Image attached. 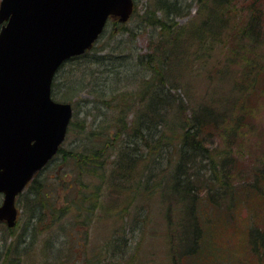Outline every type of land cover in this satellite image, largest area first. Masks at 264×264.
I'll return each instance as SVG.
<instances>
[{"label":"trees","instance_id":"1","mask_svg":"<svg viewBox=\"0 0 264 264\" xmlns=\"http://www.w3.org/2000/svg\"><path fill=\"white\" fill-rule=\"evenodd\" d=\"M151 1L152 2L148 4V7L144 12V15L141 17V19L146 18V24L150 25L149 28H151L148 35L149 45L152 41H157L155 45H152V47L149 48L148 52H139L135 55L127 56L123 52V48H120L116 51L119 53H115L112 50L111 40L116 36L117 32L120 31L117 34H121L130 28L127 23L130 19L123 24L117 20H111L108 25H111L113 31L110 33L111 36L109 39H106V36L105 38L103 37L106 31L105 28L103 34L95 41V44L91 49L83 52V55L73 56L68 59L62 63V66L55 73L51 88L52 95L59 96V101L70 102L73 109L72 102L74 101V97H77L79 92L86 90L87 93H90L92 96V99L87 98L88 102L86 105H90L93 109L97 106H102L105 111L101 114L94 113L92 116H88V119L81 118L83 123L78 126V130L81 131L83 135V141H88L90 143L87 149L74 150V147L81 143L79 140L80 138H77L75 145L70 149L64 151L65 148L62 146L59 147L55 157L49 164L53 163L56 157L61 155L60 153L63 154L62 162L65 165L69 164L71 161L74 165L73 170L75 171L76 177L73 182H69L67 187L71 188L78 186L81 179H83L84 176L87 177L88 184H83L82 188L85 189L92 187V191L86 193L85 190L82 191L79 188L76 189H79V196L83 197L84 201H87V204L85 203L86 212L98 210V205L102 202L101 180L103 176L99 177L96 172L100 170L95 164L91 163L89 159L92 156H98L99 153L111 157L113 147L116 143L112 139L113 135L119 136L122 134L126 141L123 142L121 148L115 153L114 158L110 159V167L116 171L114 167L117 162H119V158L123 155L124 150L127 148L130 150L133 146L135 149L136 144L134 142L140 140L142 136H144L148 145L144 146L141 152H146L147 148H150L153 152L151 156H148L150 158L143 162L138 161L135 163L129 181L123 180L122 182H116V180L113 179L111 184L112 187L108 190L110 197L105 198L104 200L106 201V205H112V203L115 204L120 200L119 195H121L123 190L130 188V186L133 188H137L138 186L142 188L143 186L140 184V181L142 180L144 183V181L151 179L152 176L147 177L148 175H153L155 171H160L161 169H158V165H160L162 161H167L166 163L176 162L171 168L169 166H166V169L164 168V171L167 170V182L171 183V193H176V202L179 204L176 215H184L188 224L190 223L189 220L191 218L195 223L196 229L191 235H189V232H185L182 229L179 231L175 220L170 222L172 219L168 216V224L170 225L174 223L173 227L176 229H169V231L166 232L167 255L169 256L171 264H185L184 258L196 254L198 249L196 245L200 243L202 244V235H200L201 227L196 222L199 221L198 218L200 215L198 210L196 212L194 211V206L195 208L197 206V204H195L196 201L200 202L201 199L204 198L209 204H211L210 206H214V209H218L224 200L229 199L230 196L238 195L239 192L241 195L238 196V198L245 200L247 197H251V194L254 192L253 187H258V183L264 181V179L258 175L257 171L253 172L255 178H252V183L248 182V178L251 176L247 178L245 175H240L238 171L237 175L239 174V176L234 179L231 177V171L229 173V165H232V159H234L232 158L230 151L231 149L233 150L232 142L230 143L220 131L224 129V132L227 131L229 134L231 129H229L227 122L231 121V128L238 126L240 120L237 113L231 112L234 111L233 105L235 100L231 103L229 102L233 97L229 96L226 98L224 96V98L222 97L221 92L212 90L214 84L217 88H221V85L216 83L218 78H211L210 76L212 69L211 65L213 66V64L207 65L211 58H213L212 53L215 46L218 44L217 42H219L222 37L221 34L223 29L226 27L225 33H227L229 27L232 28V26L234 27V25H236V31L234 32L236 33V38L244 37L248 38L249 41L251 38L255 43L251 45L252 49L259 48L260 39L263 40L262 27L264 24H261V21L264 20V4H262L264 0ZM193 6H196L194 13L195 16H193L195 19L186 24L187 26L184 24L182 26H177L175 19L182 15V11H184L185 14H190ZM133 7H135V4ZM156 13L159 15H156ZM242 18H244L243 21ZM237 19V23H234V20ZM170 22L171 25H169ZM192 25H194V28L196 27V30L190 27ZM154 32L157 33L154 35L152 34ZM182 32L196 41H198L197 36L204 38V41L201 43L199 42L197 47L195 45L193 51L190 52L189 59L196 62L197 68L194 67L193 63L188 66L192 76L199 75L206 70L208 71L207 84L211 83L212 85L210 84L207 86L205 91L200 94H198L197 90L194 88L196 76L193 77L195 81L194 83L186 81L185 84H174L170 82L173 73H175L170 70L171 62L173 61L176 63L178 59L183 58V52H187V49H185V46L181 48L178 44L170 43L169 38L171 35H177L178 38H181L183 41L185 36L181 37L179 35V33ZM119 37L121 38L122 36ZM118 47H120V44ZM261 54L257 51L256 53L247 56L241 49L239 51L236 49L231 50L230 53L228 51L227 57L235 58L234 63H237L238 61V64L240 65L239 60L244 59L243 70L234 73V82L232 83L240 85L243 81L241 79L239 80L238 77L235 79L237 74H244L250 82L252 80H259L257 79L256 72L259 71V61L262 59ZM124 55H126V59L130 60V62L136 61L144 63L143 65H137L135 62L134 65L129 66L128 64L127 66L130 70L133 67L135 69L141 67L140 72L135 74L140 75L141 73L139 78H132L134 75L128 77V80L130 78L131 80H135L133 82L136 83L138 87V99L133 102V104H139L142 106L139 110L140 113L138 117H136L137 119L134 121L132 119L130 120L126 114V101L121 97V93L117 95L114 89L109 87L113 84L111 80L107 84L110 75L119 74L120 68H124L120 67L121 65L125 66ZM242 55L244 57H242ZM117 69H119V73H116L117 71L115 70ZM104 71H107V73ZM102 73L104 76L101 75ZM107 74H109V76ZM124 84L126 83L124 82ZM124 84L123 81L122 83H118L119 91ZM191 85L193 87H191ZM176 89L179 91L177 93L179 95L178 97L173 95V92ZM166 91L168 94L170 93V97L164 94ZM146 96L148 97L146 98ZM53 98L55 99V97ZM175 98H178V100ZM78 102H80V99ZM96 102L99 103L96 105ZM221 104L222 107L220 110L219 106ZM113 109L119 110V112L116 113ZM86 112L87 115H89L88 110H86ZM76 114L77 112L74 109V119ZM74 119L72 120L71 118L67 129L68 132L74 124ZM86 119L88 121H86ZM153 119H156V121L152 125L148 120ZM177 121H179L180 124L175 125ZM186 121H188L187 124ZM213 126L219 128L216 134L218 140L221 138L222 140L224 139L226 142L224 145L218 146L217 140L212 139V137L209 136L214 130V128L212 129ZM121 129L123 131L118 133ZM202 136L209 137L203 138ZM234 138L235 137H232V139ZM134 149H132V151ZM140 165L144 167L141 168ZM209 170H212L213 172L210 178L206 175ZM41 172L42 171L36 173L33 176L32 181L27 184L26 189L28 192L26 191V194L24 193L22 199L24 200L23 205L29 203L27 197H30L32 200L36 198L40 199L45 208L48 209V211L50 210L54 216L56 213L53 206H57L60 199H58L57 196L56 198H52L50 196L51 191L45 188L44 181H38L37 176L40 175ZM189 176L190 178L193 177L200 181L199 184H194L189 181V183H187L186 181ZM213 180L219 182V186L216 188L218 197H215V194L217 193L213 190ZM261 193L264 195V189ZM231 203L232 201L230 202V205ZM76 204L79 213L83 209L80 204ZM168 209L170 215L174 210L169 204ZM187 210L189 211V216L185 213ZM64 215L54 217L51 224L55 225L57 220ZM46 219L50 220L49 215H46ZM183 226L186 227L184 224ZM6 232L7 235L10 236L14 230L6 227ZM248 235L249 245L254 249L257 246V240L254 239L253 233H249ZM124 236V240L114 237L115 240L112 243H104L103 247H100L98 250L99 253L101 250L102 252H107V250L113 247V243L114 245L116 244L114 248H111V258L105 257L101 259L100 256L97 257L96 254L93 253L90 259H86L85 253V258L82 259V261L86 262V264H133L134 255L133 253H129L127 248L128 239L126 236L128 235L124 233ZM69 237H74V231L68 232L66 238ZM51 238L49 237V239ZM85 239L86 237L83 238L84 241ZM84 241H82L83 245L85 243ZM207 245L210 244L207 243ZM262 245L264 246V241L262 242ZM262 245L259 244L258 248L259 251L264 253V247ZM121 246H124V248H119ZM26 247H28V245L23 247V252H26ZM12 248L13 245L8 246L6 249V256L0 254V264L4 262H22L20 255L14 256L13 254H10V251L13 250ZM81 248L82 245L77 249V252H79ZM252 252L251 254H256L254 251ZM70 255L73 257L72 254ZM69 257V255L65 256L59 253L56 254L48 264H63V262L67 261ZM73 258L75 259L77 256H74ZM77 260L81 259L78 257ZM83 262L81 264H83ZM43 264L47 263L44 262Z\"/></svg>","mask_w":264,"mask_h":264},{"label":"rangeland","instance_id":"2","mask_svg":"<svg viewBox=\"0 0 264 264\" xmlns=\"http://www.w3.org/2000/svg\"><path fill=\"white\" fill-rule=\"evenodd\" d=\"M151 2V0H134L136 9L134 7V13L127 22L129 27H133L136 32V37L132 39V42L129 40L127 41L130 42L132 50L134 51L133 55L137 52H148L149 48L157 43V41H152L149 45L148 35L151 28H149L150 25L146 24V22L144 23L141 19L148 7V4ZM262 4H264V2ZM195 10L196 6H193L190 14H185V12L182 11V15L175 19L177 26H182L183 24L186 25L191 20H194L195 18L193 16H195ZM156 15L159 14L156 13ZM243 20L244 18H242V21ZM237 21L238 19L234 20V23H237ZM230 24L233 25L232 23ZM261 24H264V20L261 21ZM235 26L236 25H234V27L232 26V28L229 27L227 33H225L227 27L223 29L221 34L222 37L219 42H217L218 44L215 46L212 53V61L210 60L207 65L213 64V66L211 65L212 69L210 76L211 78H218L216 83L221 85V88H217L214 84L212 90L221 92L222 97H233V99L229 102L231 103L235 100L233 105L234 111L231 112L237 113L240 120L238 122V126L231 128V121L227 122L229 129H231L229 134L227 131L224 132V129L220 131V133H222L230 143L232 142L233 150L227 146L231 149V155L232 158H234L232 159L231 169H235L234 171L236 172L239 171L240 175H245L247 178L251 176L248 178V182L252 183V178H255L253 173L255 171H257L258 175L264 179V25L262 27L263 40L260 39L259 48L257 49H252L251 45L255 43L251 40V38L250 41L248 38L244 37H239L238 39L236 38V33H234L236 31ZM105 30L106 31L103 37L105 38L106 36V39H109L111 36L110 33L113 31L111 25H108ZM117 33L111 40L112 50L115 53H119L116 51L125 46V41H122L119 37L121 34ZM156 33L157 32H154L152 34L155 35ZM179 35L181 37L185 36V39L182 41L177 35H171L169 42L178 44L181 48L185 46L187 52H183L184 57L178 59L176 63L173 61L171 62L170 70L175 73H173V77L172 80L170 79V82L174 84H185L186 81L194 83L195 81L193 77L196 76L194 88L197 90L198 94L203 93L208 83V71L206 70L199 75L192 76L188 66L193 63L194 67L197 68L196 62L189 59L190 52L193 51L195 45L197 47L199 42H203L204 38L197 36L198 41H196L191 37H188L184 32L179 33ZM119 44L120 47H118ZM234 49L237 51L241 49L247 56L252 53H256L257 51H259L260 54L262 53V59L259 61L258 67L260 72H256L257 79L259 80H252L250 82L244 74H237L235 79L238 77L239 80L241 79L243 81L240 85L232 83L234 82V73H238L239 70H243L242 67L244 61V59H240L239 65L238 61L237 63H234L235 58H231L229 56L227 57L228 51L230 53V51ZM123 57H125V66L121 65L120 67L124 68H120V73L119 69L115 70L117 71L116 73L119 74H112L110 76L107 74L109 76L107 84L111 80L113 84L109 87L114 89L117 95L121 93V97L126 101V114L130 120L132 119L134 121L137 119L136 117H138L140 113L139 110L142 106L139 104H133V102L138 99V87L137 84L133 82L135 80H131V78L128 80V77L130 75H134L132 78H139L141 73L140 75L135 74L140 72L141 67L136 69L133 67L130 70L127 68L128 64L129 66H132L136 61L130 62V60L126 59V55ZM242 57L244 56L242 55ZM136 63L137 65L144 64L141 62ZM105 73H107V71ZM101 75H103V73ZM122 81L123 84L124 82L126 83L124 84L126 87L122 85V88L119 91L118 83H122ZM191 87L193 86L191 85ZM175 91L179 92L178 89ZM52 96L55 97V99H58L59 97L57 95ZM147 97L148 96H146V98ZM87 98L92 99V96L90 93H87L86 90L79 92L78 96L74 97V101L72 102L73 112L75 109L77 114L75 119L72 115L74 124L71 126L69 132L67 131V136L63 142V148H65L64 151L73 147L77 138H80L79 140L81 143L74 147L75 151L87 149L88 145H90L88 141V143L83 141V135L81 131L78 130V126L83 123L81 118H87L88 116H92L96 113L90 105H86L88 102ZM79 99L80 102H78ZM98 103L99 102H96L95 104L97 105ZM227 106L229 107L228 104ZM221 107L222 104L219 106L220 110ZM86 110H88L89 115H87ZM113 110L116 113L119 112V110ZM87 119L86 121H88ZM213 128L214 130L211 134H209V136H211L212 139L217 140L218 146L224 145L226 143L224 139L222 140L221 138L218 140V136L216 134L219 128L214 126L212 129ZM231 136L235 138L232 139ZM202 137L204 138L206 136ZM123 140L124 139H120V141H116L111 157L106 155L109 163L110 159L114 158L115 153H117L118 149L121 148L124 142ZM60 154L61 155L57 156L53 163L49 164L48 167L37 176L38 181L41 182L43 180L44 182H42L44 183L45 188L51 191L50 196L52 198H56L57 196V198L60 199L59 204L57 206H53L56 215L53 216L51 214L49 216L50 220L43 218L41 221L36 222L35 229L33 230V234L31 236V238H33L30 240L31 242H22L20 241L18 235H21L20 237L22 238L23 235H25V232L28 231H23L25 219L22 218L24 210L22 207L23 203L20 201L21 203H19L18 208L20 214H18L17 225L13 228L14 239L10 241V239L7 238V233H5L6 231L3 232V235L0 234V254H2V256H6V249L9 245H13V250L10 251V254H13L14 256L20 255L22 258V264H33L37 258L40 260L39 263L43 264L45 256L48 258L47 254H45L48 250L55 252L54 255L59 253L65 256L69 255L70 257L68 260L64 261L63 264H81L83 262L82 259L85 258V253L86 259H90L93 253H95L97 257L100 256L101 259L105 257L111 258V248H114L116 244L114 245L113 243V247L107 250V252H102L101 250L99 253L98 250L100 247H103L104 243H112L115 240L114 237L124 240V233H126V235H128L126 236L128 239V251L134 255L133 264H171L169 256L167 255L168 249L166 232L169 231V229L174 230L176 228L173 227L174 223L170 225L168 224V216L172 219L170 222L175 220L179 231L182 229L185 232H189V235H191L196 229L195 223L191 218L189 220L190 223L188 224L184 215H176L179 205L176 202V193H171L170 191L163 194V189L165 190V187L157 185H154V189L151 187L148 188V191H144L143 188H140L139 190L138 187L133 188L130 186V188L123 190L121 195H119L120 200H118L115 204L112 203V205H106V201L104 199L109 198L110 193L107 190H102V202L98 205L99 209L86 212L85 203L87 204V201H84L83 197L79 196L78 190L83 187V184H88V178L84 176L78 186L71 188L67 187L69 182H73L76 177L75 171L73 170L74 165L71 161L69 164L65 165L62 162L63 154ZM166 162L162 161L160 165H158V169L161 170L157 171L158 174L152 176L150 181H155V179H165L167 182V170L164 171V168L166 169V166L171 168L174 162ZM140 167L143 168L144 166L140 165ZM141 181L140 183L143 182ZM258 184L260 187L258 185V187H253L254 192L251 194V197H247L245 200L237 197L229 202H225L224 200L218 209H214V206H210L211 204H209L204 198H202L200 202L196 201L195 204H197V206L196 208L194 206V211L196 212L198 210L200 215L198 218L199 221L196 222L201 227L200 235H202V244L200 243L196 245L199 249H197L196 254L184 258L185 264H264V253L259 251L258 248V245H262V242L264 241V195L261 193L264 189V181L259 182ZM213 190L214 192L217 191L216 188ZM26 191L27 189L24 188L23 193ZM89 191H92V187L85 188L86 193H89ZM239 193L236 196H240L241 194ZM215 197H218V193L215 194ZM27 200L30 202V197H27ZM231 201L232 203L230 205ZM76 203L80 204L83 209L79 213ZM168 204L171 205L174 210L170 215ZM135 212L141 214L140 220L136 218ZM185 213L188 215L189 211L187 210ZM61 215L64 216L57 220L55 225L51 224L54 217ZM183 224L186 227H184ZM2 228L6 229L4 223H0V229ZM69 231H74V237L66 238ZM249 233H253L254 239L257 240V248L255 247L253 249L249 245ZM61 236L64 237L63 244H57L54 246L50 245V247L47 245L46 242L49 237L58 239ZM84 237H86L85 241L83 240ZM82 241L85 242L84 245ZM207 243L210 245H207ZM25 245H28V247L25 248L26 252H23L22 248L25 247ZM81 245L82 248L79 252H77L78 247ZM119 248L123 249L124 246ZM252 251L256 254H251ZM70 254H72L73 257H79L81 260H77V258L74 259ZM83 264H86V262H83Z\"/></svg>","mask_w":264,"mask_h":264},{"label":"water","instance_id":"3","mask_svg":"<svg viewBox=\"0 0 264 264\" xmlns=\"http://www.w3.org/2000/svg\"><path fill=\"white\" fill-rule=\"evenodd\" d=\"M132 0H0V221H16L15 194L55 155L72 115L51 98L63 61L83 54L107 18L126 22Z\"/></svg>","mask_w":264,"mask_h":264},{"label":"bare ground","instance_id":"4","mask_svg":"<svg viewBox=\"0 0 264 264\" xmlns=\"http://www.w3.org/2000/svg\"><path fill=\"white\" fill-rule=\"evenodd\" d=\"M142 21L147 22L146 21V18L142 19ZM169 25H171V22L169 23ZM193 26L194 25H192L190 27L191 28H194ZM194 29L196 30V27ZM120 36L123 37V38L121 37V40L122 41H125V43L128 40L132 42V39H134L136 37L135 29H133V27L128 28V30L126 32H122ZM125 43H124L125 46H123V52L127 56L128 55H133L134 54V51L132 50V47L130 45V42H127L126 44ZM257 48H255V49H257ZM137 53H139V52H137ZM210 84L211 83L207 84V86H209ZM177 93L178 92H176L174 90L173 95H175L176 97H178L179 95ZM164 94H166L168 97H170L169 96L170 93L168 94L167 91ZM175 99L178 100V98H175ZM94 111L96 113H98V114H101V113H103L105 111V109L102 106H97L94 109ZM185 118H186V116H185ZM155 121H156V119L148 120V122L151 123L152 125H153V123ZM187 123H188V121H186V124ZM178 124H180L179 121H177L175 123V125H178ZM122 131L123 130L121 129L118 133H120ZM112 139L115 142L116 141H120V139L121 140L124 139L123 141H126L124 135H122V134H120L119 136L118 135H113V138ZM129 143H130V141H129ZM134 143L136 144L135 145V149H134V146L130 150H128V148H127V149L124 150L123 155L120 156L119 162H117V164L114 167L116 169V171L114 169L110 168V163H109L108 158L104 154H102V153H99L98 156H92L89 159V161L91 163L95 164L97 166V168L100 170V171L96 172L99 175V177L100 176H103V178L101 180V186H102L101 189L103 191L104 190H107L108 191V190L111 189V187H112L111 184H112V180L113 179L116 180V182H118V181H121L122 182L123 180L124 181H129V178L132 176V173L131 172L134 169L135 163L138 162V161L143 162L144 160H148L150 158L148 156L149 155L151 156V154L153 153L152 150H150V148H147V151L146 152H141V150L143 149V147L146 146V145H148V143L144 139V136H142V138L140 140H137ZM63 144L64 143L61 144L62 147H63ZM132 149H134V150L132 151ZM57 151L55 152V155H56ZM55 155H54V157H55ZM54 157L50 158L44 164V167H42V169L40 171L43 172L48 167L47 165H49L50 161ZM174 163L176 164V162H174ZM228 169H229V173L231 171V177H233L234 179H236L239 176V174L237 175V172L234 171L235 170L234 169V166H233V169L234 170L231 169V166L230 165H229V168ZM157 174H158V172L155 171V173L153 175H148L147 177L155 176ZM212 174H213L212 170H209V171H207V174L206 175L210 178ZM188 181L191 182V183H194V184H199V182H200V181H198L197 179H195L193 177L190 178V176H189V178L187 179L186 182L189 183ZM140 184H142V186H143L142 188H143L144 191L145 190L148 191V188H150V187L152 189H154L155 188L154 185L155 186L157 185V186H163V187H165V190L163 189V194L171 191L170 183L165 182L164 179H155V181H150V179H148V181H144V183L142 182ZM212 186H213L214 189L217 188L219 186V182L217 180H213L212 181ZM138 188L140 189L141 187L138 186ZM81 190L83 191L85 189L84 188H81ZM23 197H24L23 191L17 192L15 194L14 207H15V210L17 211V215L20 214L19 213L20 211H19L18 208H19V203H21L20 201H22V203H23V200H22ZM237 197L238 196H236V195L230 196V198L229 199H226L225 202H229L230 200H233L234 198H237ZM22 207H23V210H24V212L22 214V218L25 219L24 220V225H23L24 226L23 227V231L27 230L28 232H25V235H23L22 238L20 237L21 235H18V237H19L20 241H22V242H25V241H28L29 242L31 239H33V238H31V236L33 234V230L35 229L36 222L41 221L43 218H46V215H49L50 216L52 213H51L50 210L48 211V209H46L45 206L43 205L42 201L40 199H37V198L34 199V200L31 199V201L28 204H24V205H22ZM140 216H141V214L136 213V218L137 219L140 220L141 219ZM5 231H6V229H3V228L0 229V234L3 235V232H5ZM5 233H7V232H5ZM8 234H10V233H8ZM7 238H9L10 241L13 240L14 239L13 233H11V235L8 236ZM63 238H64L63 236L59 237L58 239H53V237H52L51 239L47 240L46 243H47V245L49 247H50V245H53L54 246V245H57V244H63V241H64ZM10 241H9V243H10ZM78 248H80V247H78ZM45 254H47L48 258L45 256V258H44L43 261L48 264V262H50V260L55 255H54V253L51 250H48ZM39 262H40V260L37 258V260L35 262H33V264H40ZM0 263H1V259H0ZM2 264H22V262L21 263L4 262Z\"/></svg>","mask_w":264,"mask_h":264}]
</instances>
